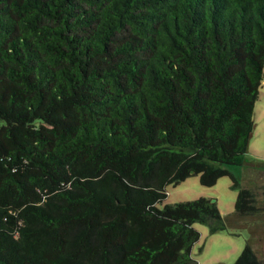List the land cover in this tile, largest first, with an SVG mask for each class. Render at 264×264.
I'll return each instance as SVG.
<instances>
[{"label":"trees","instance_id":"trees-1","mask_svg":"<svg viewBox=\"0 0 264 264\" xmlns=\"http://www.w3.org/2000/svg\"><path fill=\"white\" fill-rule=\"evenodd\" d=\"M263 79L264 0H0V264H197L253 192L158 205L243 163Z\"/></svg>","mask_w":264,"mask_h":264},{"label":"rangeland","instance_id":"rangeland-1","mask_svg":"<svg viewBox=\"0 0 264 264\" xmlns=\"http://www.w3.org/2000/svg\"><path fill=\"white\" fill-rule=\"evenodd\" d=\"M260 92L250 150L244 156L243 163L227 166L230 175L220 178L213 187L203 186L200 176H191L179 185H170L166 201L158 205L163 209L166 205L192 202L204 197L215 201L222 215L228 217L235 212L240 190L253 192L258 211L246 220L234 222L225 231L214 234L209 225L194 226L201 234L192 249V258L197 264H235L251 239L256 241V253L264 264V79ZM235 183H238L237 187Z\"/></svg>","mask_w":264,"mask_h":264},{"label":"water","instance_id":"water-1","mask_svg":"<svg viewBox=\"0 0 264 264\" xmlns=\"http://www.w3.org/2000/svg\"><path fill=\"white\" fill-rule=\"evenodd\" d=\"M212 203H215V201H211Z\"/></svg>","mask_w":264,"mask_h":264}]
</instances>
